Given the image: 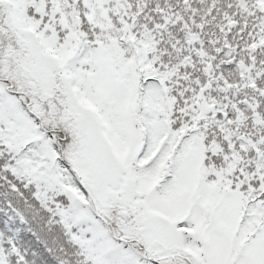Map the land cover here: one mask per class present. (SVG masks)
Masks as SVG:
<instances>
[{
	"label": "snow or ice",
	"instance_id": "6c2138e0",
	"mask_svg": "<svg viewBox=\"0 0 264 264\" xmlns=\"http://www.w3.org/2000/svg\"><path fill=\"white\" fill-rule=\"evenodd\" d=\"M0 157L66 264H264V0H0Z\"/></svg>",
	"mask_w": 264,
	"mask_h": 264
},
{
	"label": "trees",
	"instance_id": "16d2710c",
	"mask_svg": "<svg viewBox=\"0 0 264 264\" xmlns=\"http://www.w3.org/2000/svg\"><path fill=\"white\" fill-rule=\"evenodd\" d=\"M0 157V258L6 264H66L68 237L33 182ZM66 202V201H65Z\"/></svg>",
	"mask_w": 264,
	"mask_h": 264
}]
</instances>
